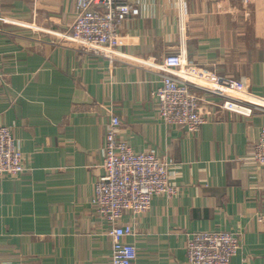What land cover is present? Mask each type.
Listing matches in <instances>:
<instances>
[{
    "label": "crops",
    "instance_id": "crops-1",
    "mask_svg": "<svg viewBox=\"0 0 264 264\" xmlns=\"http://www.w3.org/2000/svg\"><path fill=\"white\" fill-rule=\"evenodd\" d=\"M132 2L139 14L120 24L121 51L157 61L182 52L264 99V0ZM73 16V0L49 10L0 0V125L25 157L24 173L0 177V264H111L110 225L90 203L111 114L133 151L173 162L176 194L119 221L133 229L124 241L135 264H186L198 231L237 233L230 264H264V166L250 161L264 111L244 118L202 101L197 133L166 125L151 96L160 76L63 43L55 33Z\"/></svg>",
    "mask_w": 264,
    "mask_h": 264
},
{
    "label": "built area",
    "instance_id": "built-area-1",
    "mask_svg": "<svg viewBox=\"0 0 264 264\" xmlns=\"http://www.w3.org/2000/svg\"><path fill=\"white\" fill-rule=\"evenodd\" d=\"M61 1L32 0V3L36 9L49 10ZM239 1L246 5L250 0ZM73 3L71 24L55 36L71 47L122 63L133 62L157 73L159 83L151 96L156 101L159 118L166 125L197 133L205 122L202 101L244 118L251 117L255 111H264V99L250 93L243 79L188 63L182 52L168 54L157 61L133 59L121 51L120 24L139 14L132 0H73ZM3 81L0 71V83ZM198 93L207 98H201ZM214 98L218 101L214 102ZM119 129V118L111 114L104 134L102 174L93 184L90 203L96 215L110 225L111 264H135L136 249L124 241L133 229L129 225L121 226L120 219L127 213L138 217L150 209L154 196L169 199L176 194L177 187L169 180L172 160L161 159L152 151H133L119 136ZM250 161L264 166V128L252 147ZM24 171L25 157L10 127L0 125V177H16ZM241 244L237 233L194 232L186 240V264H230Z\"/></svg>",
    "mask_w": 264,
    "mask_h": 264
},
{
    "label": "rangeland",
    "instance_id": "rangeland-1",
    "mask_svg": "<svg viewBox=\"0 0 264 264\" xmlns=\"http://www.w3.org/2000/svg\"><path fill=\"white\" fill-rule=\"evenodd\" d=\"M239 1V0H238ZM239 4H240V1H239ZM242 5V4H241Z\"/></svg>",
    "mask_w": 264,
    "mask_h": 264
}]
</instances>
